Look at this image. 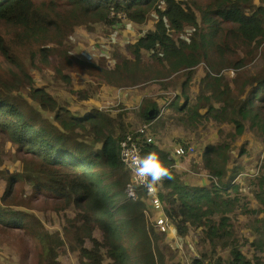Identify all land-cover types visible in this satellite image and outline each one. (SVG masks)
<instances>
[{
    "label": "trees",
    "instance_id": "trees-1",
    "mask_svg": "<svg viewBox=\"0 0 264 264\" xmlns=\"http://www.w3.org/2000/svg\"><path fill=\"white\" fill-rule=\"evenodd\" d=\"M155 13L156 29L128 46L133 58L124 57L128 54L121 52V62L114 66L115 74L121 75L109 76V70L104 71L91 61L76 60L71 64L74 57L68 55L63 26L81 31L88 29L92 21L113 26L126 20L145 27L144 23L149 24ZM261 15L264 4L255 0H0V128L9 132L19 149L36 154L31 167L44 178L37 181L28 171L7 176L0 204L14 206L16 210L0 207V227L24 226L40 244L41 264H59L65 244L80 251L81 264H168L159 246V234L153 228L150 233L147 228L142 210L147 189L137 187L138 198L134 199L121 183L126 177L130 180L127 170L120 173L124 168L120 155L124 138L132 136L138 143L146 141L144 132L130 131V109L121 103L94 108L87 116H75L71 109L61 108L45 88L35 86L30 70L39 67V60L47 62L53 49L59 48L66 64L71 66L69 73L65 72V63L56 67V73L66 84L81 73L103 77L105 83L117 89L142 82L148 85L154 80L163 97L180 87L178 96L189 99L188 88L196 69L205 62L210 72L202 81L197 102L191 107L185 101L176 104L181 113L176 119L185 123L190 136L176 137L175 141L187 156L192 143H200L199 127L204 116L213 115L222 126L234 125L235 132L229 134L231 143L218 142L223 135V131H218L213 133L215 143L199 152L203 170L220 181L213 182L210 188L190 184L178 175L175 159L148 140L144 155L157 153L172 172L173 178L158 186V194L178 235L191 240L197 234L200 238L197 256L191 264H264V178L255 182L257 206L248 201L239 204L242 188L234 180L240 173L232 176L230 170L235 166L228 168L233 139L240 137L246 146L243 153L251 147V141L246 140L248 131L257 137L252 139L264 142ZM258 50L263 64L255 73L246 75L247 59ZM213 51L219 54V60L212 57ZM146 53L150 61L145 62ZM225 68L233 70L230 79L222 73ZM180 72L185 77L181 86L168 82ZM27 84L33 103L53 113L54 123L19 94ZM82 96L87 99L85 93ZM202 109L206 110L204 114ZM133 113L149 124L159 118L160 109L156 100L144 97ZM88 135L93 136L90 144L84 138ZM228 169L227 179L231 182L224 183L221 180ZM22 181L45 195L60 197L64 209L75 212V228H64L68 241L47 228L36 211L21 203L16 184ZM107 181L113 183L112 189L105 187ZM238 214L246 215L244 224L251 225L259 235L250 243L257 248L252 257L242 252L240 236L235 234L233 217ZM96 230L103 231L100 241L94 237ZM87 240L91 245L86 244ZM243 242L248 244L249 239ZM222 250H227L229 256L224 257Z\"/></svg>",
    "mask_w": 264,
    "mask_h": 264
},
{
    "label": "rangeland",
    "instance_id": "rangeland-1",
    "mask_svg": "<svg viewBox=\"0 0 264 264\" xmlns=\"http://www.w3.org/2000/svg\"><path fill=\"white\" fill-rule=\"evenodd\" d=\"M257 1L264 3V0ZM262 17L264 18V15ZM157 22L158 17H156L155 13L149 24L144 23L146 25L145 27H140L141 24L134 22L126 23V20L113 26H108L101 21H92L88 29L83 28L81 31L72 29L67 25L63 26L67 37L65 41H67L69 45L68 49H70L68 55L74 57V61H71V64H75L76 60L80 61V63H82V60L84 62L91 61L97 63L104 71L109 70L107 72L109 76L121 75L119 73L115 74L114 68L117 62H121L119 56L127 53L128 55L123 54V56L133 58L128 49L129 44L135 41L137 42L139 38L150 32V30H155ZM173 38L176 39L177 35L173 34ZM62 49H67V47H63ZM185 51L189 52L187 49ZM52 53L53 55L47 62H41L39 60V67L37 69H31L30 75L35 86L45 88L55 98L61 108L71 109L75 116L82 117L87 116L94 108L118 106L121 103L126 104L128 107L123 106L126 109H130L127 117V120L131 122L130 131L134 132V130H137L142 132L141 128L147 123L138 119L137 115L133 113V110L141 104L144 97H150L157 101L162 110V114L160 111L159 118L154 123L152 122L151 127H148L144 132L146 134L145 138L171 153L176 162V171L178 175L182 176L183 180L192 185L199 184L207 188H210L213 182L220 181L203 170L199 152L203 151L206 146L215 143L212 139L213 133L218 131H223L222 138L220 141L218 139V142L231 143L229 134L235 132L234 125L222 126L214 120L213 115L208 114L204 116L199 127L200 143L193 142L187 156L183 155L175 141V136L177 135L190 136L189 129L184 126L185 123L181 124L176 119L177 116L181 115L180 112H177L176 104H182L185 101L191 107L197 102L202 81L206 74L210 72V68L205 62L196 69L193 83L188 88L189 99L177 96V91L174 90L166 92V98L163 97L162 92L159 91V85L154 80L148 85L142 82L136 86L127 88L118 87L117 89L105 83L102 79L103 77H90L87 74L81 73L80 77L76 76L77 78L73 82L66 84L56 73V67L59 64L65 63V72L69 73L71 66H68L66 64V58L61 56V49L54 48ZM144 57L145 62L150 61L147 53ZM212 57L219 60V54L216 51L212 52ZM262 64L263 60L259 57L258 50L252 57L247 59L246 75L255 73ZM222 73L227 79H230L233 75V70L225 68ZM101 74L105 75L106 73ZM78 78H81V80ZM184 79L183 73L180 72L170 77L168 82H176L179 85ZM178 91H181L180 87ZM82 93H85L87 99L82 96ZM19 94L28 103L34 104L28 84L21 88ZM134 95L136 96L135 98H133ZM34 105L41 114L43 113L42 115L48 117L51 122H55L53 113L42 110L36 104ZM201 111L203 114L206 112L205 109ZM117 112L118 110L115 111V115ZM225 130L229 131L227 135H225ZM180 131H183L184 134H181ZM8 133V131H2L0 128V195L6 190L7 176L9 174L28 171L31 177L37 181L44 180L39 171H34L31 167L34 160L37 159L36 154L22 148L19 149L20 145L18 142L8 135ZM92 137V135H88L84 138L90 144ZM246 137V140L251 141V147L244 153L243 149L246 146L244 147L240 137L233 139L235 142L232 143L230 150L228 168L235 166L230 170L232 176H237L240 173L234 180L242 188L239 204L248 201L254 207L257 206L255 194L258 191L255 182L260 177L264 178V142L262 140L252 139L257 137L251 131L246 133ZM95 147L97 146L95 145ZM211 156L213 157L214 154L212 153ZM27 163L29 166L28 169H26ZM230 171L228 169L225 172V177L221 180L222 182H231L227 179ZM120 173H125V168H122ZM111 184L113 183L107 181L104 185L107 189H112L114 186ZM231 193L234 195L233 190H231ZM16 194L20 197L21 203L26 209L36 211L46 227L50 230L56 231L65 237L64 228L68 230L75 228V212L72 209H64L63 200L60 197L50 194L45 195L44 191L35 190L33 186L25 181L16 184ZM0 207L16 210L14 206L10 207L8 204L1 203ZM245 220L246 215H234L233 222L236 227L234 230L236 236L237 234L240 236L239 245L249 257H252L254 250H257V248L252 247L250 243L252 240L258 238L259 235L250 227L251 225L244 224ZM81 223L82 221H79L78 225ZM23 227L18 225L14 227H0V264H41L39 261L40 244ZM152 228L159 233V246L164 252L168 264H176L179 262L182 264H191L192 258L197 256V247L200 239L197 234H193L191 240L183 239L178 235L175 227L167 221L160 224H153ZM93 234L97 240L100 241L103 239L102 230H96ZM247 239H249L248 244L243 242ZM66 240L68 241L67 238ZM86 244L91 245L88 240ZM65 246L66 248L62 247V251L59 254L58 263L81 264V258L78 256L80 251L78 249L72 250L68 248L67 244ZM226 251L222 250L224 257L229 256V253Z\"/></svg>",
    "mask_w": 264,
    "mask_h": 264
},
{
    "label": "clouds",
    "instance_id": "clouds-1",
    "mask_svg": "<svg viewBox=\"0 0 264 264\" xmlns=\"http://www.w3.org/2000/svg\"><path fill=\"white\" fill-rule=\"evenodd\" d=\"M255 1L257 3H259L257 0H255ZM260 4H264V3H260ZM261 17H262V15H261ZM147 125L148 124H145L142 127L144 129V132H145V128L147 127ZM143 144H145V146H147L146 141L143 142ZM144 153H145V150H144ZM144 153H143V156L134 155L130 159H125V161H124L126 166L132 171L134 181L145 185L146 187H148L146 189L151 190L157 184H159V183L161 184V182L164 181L165 179L171 180L173 178L172 172H171L169 166L161 159V157L157 153L152 152V153H148L146 155H144ZM120 155H121V151H120ZM121 160H122V158H121ZM126 166L124 165L125 168H126ZM126 170L130 173V171L127 168H126ZM130 176H131V173H130ZM131 182H132V176H131V181L129 182V184ZM137 189H136V192H137ZM156 193L158 195V191H156ZM137 198H138V196H137ZM137 198H135V199H137ZM167 222L170 223L168 221V219H167ZM240 248L245 255H248L243 250V248L241 246H240Z\"/></svg>",
    "mask_w": 264,
    "mask_h": 264
},
{
    "label": "crops",
    "instance_id": "crops-1",
    "mask_svg": "<svg viewBox=\"0 0 264 264\" xmlns=\"http://www.w3.org/2000/svg\"><path fill=\"white\" fill-rule=\"evenodd\" d=\"M156 84H158V83H156ZM179 86H181V84H179ZM143 93H146V92H143ZM176 94H177V96L180 95L181 91H177ZM188 95H189V93H188ZM135 97L136 96L134 95L133 98H135ZM126 107H128V106L126 105ZM138 107H136V108H138ZM159 109H160L161 114H162V110H161L160 106H159ZM152 124L153 123H150L149 125H147V127L145 128V131L147 130L148 127H151ZM180 133L184 134L183 131H180ZM228 133H229V131L225 130V135H227ZM145 136H146V134H145ZM176 137L185 138V135H179V136L177 135V136H175V138ZM146 142H147V139H146ZM167 153L169 154L171 159H174L173 156L171 155V153H169V152H167ZM125 170H126V168H125ZM130 180H131V176H130ZM130 180L128 181V177H126V179L121 180V183L126 188L127 185L129 184ZM162 182H164V181H162ZM159 185H160V183L157 184L156 186H154L151 190L147 189L146 196L144 197V199H142L144 201V207L142 210H144L143 212L145 213V216H146L147 228H148L150 233L152 232L151 229H152L153 224H160V223L167 221V217L163 211V204L160 200V196H159V194L157 195V193H156V191L159 192V188H158ZM2 195H0V196H2Z\"/></svg>",
    "mask_w": 264,
    "mask_h": 264
},
{
    "label": "built area",
    "instance_id": "built-area-1",
    "mask_svg": "<svg viewBox=\"0 0 264 264\" xmlns=\"http://www.w3.org/2000/svg\"><path fill=\"white\" fill-rule=\"evenodd\" d=\"M141 133L144 132V129H141ZM145 144L143 143H138L135 141V139L132 136H128L124 138L122 144H121V158L124 163L125 159H130L134 155H140L143 156L144 150H145ZM126 166V164L124 163ZM126 168L130 171L131 176H132V182L127 185L126 187V193L132 197V198H137V192L136 189L137 187H144L148 188L143 184H140L136 181L133 180V173L132 171L126 166ZM161 227V225H159Z\"/></svg>",
    "mask_w": 264,
    "mask_h": 264
}]
</instances>
